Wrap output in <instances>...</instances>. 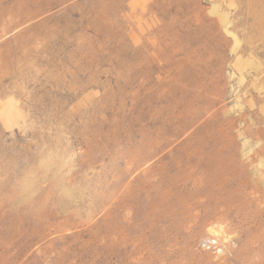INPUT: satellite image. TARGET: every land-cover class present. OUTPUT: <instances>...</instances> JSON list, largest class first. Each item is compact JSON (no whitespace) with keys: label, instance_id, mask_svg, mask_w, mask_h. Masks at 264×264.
<instances>
[{"label":"rangeland","instance_id":"1","mask_svg":"<svg viewBox=\"0 0 264 264\" xmlns=\"http://www.w3.org/2000/svg\"><path fill=\"white\" fill-rule=\"evenodd\" d=\"M0 264H264V0H0Z\"/></svg>","mask_w":264,"mask_h":264}]
</instances>
